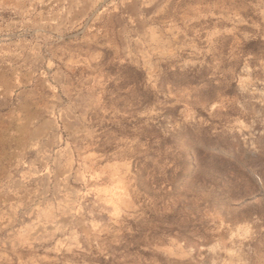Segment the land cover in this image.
Instances as JSON below:
<instances>
[{
	"label": "rangeland",
	"instance_id": "obj_1",
	"mask_svg": "<svg viewBox=\"0 0 264 264\" xmlns=\"http://www.w3.org/2000/svg\"><path fill=\"white\" fill-rule=\"evenodd\" d=\"M0 264H264V0H0Z\"/></svg>",
	"mask_w": 264,
	"mask_h": 264
}]
</instances>
